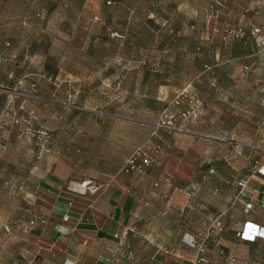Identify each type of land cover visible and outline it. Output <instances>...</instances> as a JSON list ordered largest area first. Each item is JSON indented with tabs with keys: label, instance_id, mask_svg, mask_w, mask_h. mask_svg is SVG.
Masks as SVG:
<instances>
[{
	"label": "rangeland",
	"instance_id": "rangeland-1",
	"mask_svg": "<svg viewBox=\"0 0 264 264\" xmlns=\"http://www.w3.org/2000/svg\"><path fill=\"white\" fill-rule=\"evenodd\" d=\"M139 149L154 162L129 174L157 212L141 235L228 240L264 163V0H0V264H34L44 175L124 170Z\"/></svg>",
	"mask_w": 264,
	"mask_h": 264
},
{
	"label": "crops",
	"instance_id": "crops-1",
	"mask_svg": "<svg viewBox=\"0 0 264 264\" xmlns=\"http://www.w3.org/2000/svg\"><path fill=\"white\" fill-rule=\"evenodd\" d=\"M150 181L143 183L115 167L94 168L86 177L74 170L47 173L38 182V217L24 230L26 239L20 248L24 255L33 254L34 264H264L249 252L252 245L237 237L245 222L264 227L263 177L256 172L247 177L243 205L250 203L252 210L245 213L228 240L222 234H204L208 248L202 257L182 243L185 235H194L188 230L180 231L170 245L149 240V232L141 235L144 223L157 214L154 195L149 193ZM164 181L168 188L174 185L171 180ZM82 182L97 183L100 189L95 194L83 192L75 187ZM163 197L185 205L186 197L179 193L168 192ZM131 240L140 245L134 256L126 250ZM259 244L264 252V243ZM144 247L150 250L142 254ZM219 250L224 254L219 255ZM10 260L16 264V259Z\"/></svg>",
	"mask_w": 264,
	"mask_h": 264
},
{
	"label": "built area",
	"instance_id": "built-area-1",
	"mask_svg": "<svg viewBox=\"0 0 264 264\" xmlns=\"http://www.w3.org/2000/svg\"><path fill=\"white\" fill-rule=\"evenodd\" d=\"M152 157L144 150L139 149L134 153L133 156L128 160L126 167L124 168L125 173H130L133 171H140L141 167H149L153 164ZM256 173L264 178V164L258 166ZM247 181L240 183L242 190L246 187ZM155 186H157L155 184ZM78 190L83 192H88L90 194H95L100 189V185L92 182H82L75 185ZM244 213H249L252 210V205L250 203L243 205ZM41 223H44L43 220H40ZM34 221L30 222V225H33ZM237 237L242 242H263L264 243V227H261L257 224L251 222H245L241 227L240 231L237 233ZM182 243L190 248H195L198 254L203 255L207 248V237L198 234V235H185L182 239ZM221 254H223L221 252Z\"/></svg>",
	"mask_w": 264,
	"mask_h": 264
},
{
	"label": "trees",
	"instance_id": "trees-1",
	"mask_svg": "<svg viewBox=\"0 0 264 264\" xmlns=\"http://www.w3.org/2000/svg\"><path fill=\"white\" fill-rule=\"evenodd\" d=\"M245 244H250V245H255V244H258L259 242H254V243H250V242H243Z\"/></svg>",
	"mask_w": 264,
	"mask_h": 264
}]
</instances>
